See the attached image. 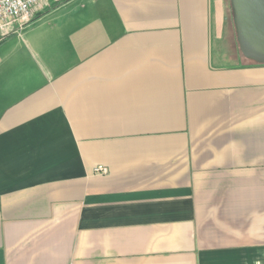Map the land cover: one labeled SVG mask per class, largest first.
I'll return each mask as SVG.
<instances>
[{"label": "crops", "instance_id": "1", "mask_svg": "<svg viewBox=\"0 0 264 264\" xmlns=\"http://www.w3.org/2000/svg\"><path fill=\"white\" fill-rule=\"evenodd\" d=\"M0 264H264L231 0H52L0 33Z\"/></svg>", "mask_w": 264, "mask_h": 264}, {"label": "water", "instance_id": "2", "mask_svg": "<svg viewBox=\"0 0 264 264\" xmlns=\"http://www.w3.org/2000/svg\"><path fill=\"white\" fill-rule=\"evenodd\" d=\"M231 5L241 51L264 62V0H231Z\"/></svg>", "mask_w": 264, "mask_h": 264}, {"label": "built area", "instance_id": "3", "mask_svg": "<svg viewBox=\"0 0 264 264\" xmlns=\"http://www.w3.org/2000/svg\"><path fill=\"white\" fill-rule=\"evenodd\" d=\"M52 0H0V33H8L17 24L19 28L31 22L36 12L42 11ZM94 172L105 175L107 169L96 167Z\"/></svg>", "mask_w": 264, "mask_h": 264}, {"label": "rangeland", "instance_id": "4", "mask_svg": "<svg viewBox=\"0 0 264 264\" xmlns=\"http://www.w3.org/2000/svg\"><path fill=\"white\" fill-rule=\"evenodd\" d=\"M226 2L229 4V0H226ZM230 9V8H229ZM231 13V12H230Z\"/></svg>", "mask_w": 264, "mask_h": 264}]
</instances>
